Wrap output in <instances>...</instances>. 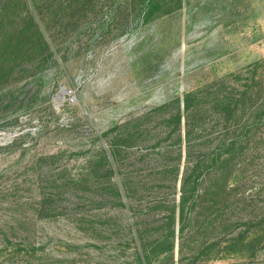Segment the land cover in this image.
Segmentation results:
<instances>
[{"label":"rangeland","instance_id":"rangeland-1","mask_svg":"<svg viewBox=\"0 0 264 264\" xmlns=\"http://www.w3.org/2000/svg\"><path fill=\"white\" fill-rule=\"evenodd\" d=\"M144 2L0 0V264H264V0Z\"/></svg>","mask_w":264,"mask_h":264},{"label":"trees","instance_id":"trees-1","mask_svg":"<svg viewBox=\"0 0 264 264\" xmlns=\"http://www.w3.org/2000/svg\"><path fill=\"white\" fill-rule=\"evenodd\" d=\"M156 3V0H145L143 3V7H141L140 10V16H144L146 18L151 17L153 14V8ZM198 90H192L185 94V97L182 102V109L181 104L179 111L176 115H174L175 119H173V123L179 124V126H182V122L184 120L185 125V139H186V145L190 147L191 139L194 135V127H193V119L195 118V113L197 111V108L201 105L195 106V104L192 102L193 97H197ZM199 95V93H198ZM201 96V94H200ZM205 94L202 93V97H204ZM218 99L213 101L215 102V108L219 109L222 108L225 114H230L233 112V109H236L237 102L236 100H233L230 96H223L222 98L217 97ZM234 113V112H233ZM181 129V128H180ZM189 151V150H188ZM204 166V160L202 158L196 159L193 161H190V164L187 165L186 170L182 177L181 182V201L179 204V216L181 221H183L184 217L186 216V208H187V196L188 194H194L199 189L198 181L196 180V177L198 178L199 174L202 172ZM195 177V179H194ZM174 220V219H173ZM184 226H182L183 230ZM171 235H175V231H171ZM139 256L149 259V254L146 255V253L142 250V254Z\"/></svg>","mask_w":264,"mask_h":264}]
</instances>
